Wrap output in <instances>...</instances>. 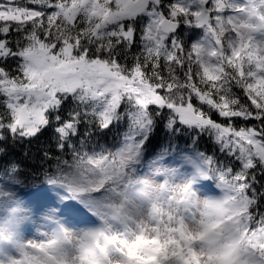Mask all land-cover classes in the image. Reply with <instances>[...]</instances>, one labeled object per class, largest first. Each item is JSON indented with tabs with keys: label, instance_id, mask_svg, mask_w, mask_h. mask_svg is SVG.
<instances>
[{
	"label": "snow or ice",
	"instance_id": "obj_1",
	"mask_svg": "<svg viewBox=\"0 0 264 264\" xmlns=\"http://www.w3.org/2000/svg\"><path fill=\"white\" fill-rule=\"evenodd\" d=\"M0 181V264H264V0H0Z\"/></svg>",
	"mask_w": 264,
	"mask_h": 264
},
{
	"label": "rangeland",
	"instance_id": "obj_2",
	"mask_svg": "<svg viewBox=\"0 0 264 264\" xmlns=\"http://www.w3.org/2000/svg\"><path fill=\"white\" fill-rule=\"evenodd\" d=\"M15 191V190H13ZM4 198V197H3ZM22 195L16 196V201L11 205L6 204L5 202L0 205V220H3L7 217L14 216L15 218V231L20 233L21 235H27V233L23 232L24 226L28 223H31L30 219L27 218L28 214L25 211L26 205L22 202ZM14 204V205H13ZM10 208H15L16 212L11 213L9 211ZM43 231V229H41ZM6 243L4 240L0 239V244Z\"/></svg>",
	"mask_w": 264,
	"mask_h": 264
},
{
	"label": "trees",
	"instance_id": "obj_3",
	"mask_svg": "<svg viewBox=\"0 0 264 264\" xmlns=\"http://www.w3.org/2000/svg\"><path fill=\"white\" fill-rule=\"evenodd\" d=\"M15 190V189H14ZM8 199V198H7ZM14 205V204H13Z\"/></svg>",
	"mask_w": 264,
	"mask_h": 264
}]
</instances>
